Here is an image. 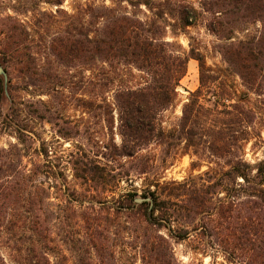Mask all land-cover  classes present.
I'll use <instances>...</instances> for the list:
<instances>
[{
  "label": "trees",
  "instance_id": "trees-1",
  "mask_svg": "<svg viewBox=\"0 0 264 264\" xmlns=\"http://www.w3.org/2000/svg\"><path fill=\"white\" fill-rule=\"evenodd\" d=\"M63 1H40L57 7L55 14H45L47 19L60 14L71 17L58 9ZM1 5L0 56L18 62L36 58L30 51L29 29L17 17L21 13L14 10L17 16H11ZM200 8L209 16L205 28L219 41L217 53L245 88L243 98L220 88L211 94L212 106H206L203 101L210 100L204 94L210 97L216 78L207 74L212 69L205 66L202 53L193 48L184 53L178 44L158 41L150 23L104 5L86 6L83 31H65L46 40L45 54L59 65L119 66L140 73L141 81L116 89L112 104L101 99L103 122L111 134L112 107L117 112L119 144L112 137L100 144L80 138L77 126L39 102L44 109L33 115L48 122L58 138L73 143V149L51 159L49 146L41 142L37 155L42 159L19 172L20 184L35 182L30 186L33 192L29 190L24 199L22 189L11 190L21 197V204L7 202L10 189L7 181L0 183V245L9 249L11 264H117L115 251L108 248L111 226L121 232V251L133 250L141 264H179L173 245L188 239L191 232L200 247L221 253L225 264H264V158L253 163L244 159L255 113L243 102L248 93L264 96V0H202ZM197 14L192 6L179 5L182 31L194 24ZM249 24L259 25L257 35L234 39ZM190 59L198 63L199 85L188 93L176 123L165 126L163 114L177 98ZM4 82L0 77V102L11 80L7 76ZM95 102L83 100L89 115ZM15 131L23 144L20 135L26 130ZM181 143L197 163L206 160L211 166L181 181L149 179L140 191L112 194L132 174L147 175L156 167L142 150L155 144L166 164ZM125 158L132 159L129 167L120 162ZM66 171L74 183L68 181ZM76 244H81L76 250L83 252V259L75 261L67 253ZM0 264H9L1 251Z\"/></svg>",
  "mask_w": 264,
  "mask_h": 264
},
{
  "label": "rangeland",
  "instance_id": "rangeland-1",
  "mask_svg": "<svg viewBox=\"0 0 264 264\" xmlns=\"http://www.w3.org/2000/svg\"><path fill=\"white\" fill-rule=\"evenodd\" d=\"M40 1L42 0H0L1 7L5 5L4 11L11 16H17L13 13L14 10L21 13L17 17L23 20L28 27L30 51L36 54L34 55L36 58H19L21 62L15 58L0 56L1 69L9 71V74L5 73L4 83L7 82V76L11 80L8 87L6 86L0 102V183L7 181L6 185L10 189V197L6 199L7 202L13 201L16 205L22 203L21 197L17 198L11 192L12 189H22L21 194L24 199L29 190L33 192L32 185H35V182L29 181L26 184H20L19 172L23 167L32 169L34 161L42 159L37 155L42 141L49 146L51 159H54L55 156L66 155L69 150L73 149V143L58 138L48 122L41 121L33 115L35 110L44 109L39 104L40 101L46 104L50 113L60 115L77 126L80 138L96 140L98 144L100 141H108L110 137L116 144L120 142L117 112L112 107L111 134L103 122L101 99H106L109 104H112L114 91L139 83L141 81L140 73L119 66L109 67L102 63H95L91 66L77 65L69 68L57 64L53 58L45 54V43L50 36L65 31L80 29L83 31L85 29L87 21L85 9L88 5L92 7L104 5L113 8L116 12L134 15L150 23L152 36L158 41L178 44L180 51L184 53L189 48L202 53L205 66L212 69L207 74L216 78V81L211 85L213 91L208 94L210 97L207 98V95L204 94L206 99L210 100L209 102L203 101L206 106H212L214 96L211 97V94H213L212 92L219 93L220 88L232 92L238 98L244 96L245 88L241 85V81L226 69L215 49L219 41L205 28L209 16L200 8L202 0H136L137 3H130L129 0H64L58 9H62L71 17L68 18L60 14L55 15L52 20L47 19L45 14H55L57 7ZM144 2L147 5H144ZM179 5H190L198 13L194 24L184 31L181 30V23L178 19ZM258 30V24L246 25L234 34V39L251 38L257 35ZM0 77L3 76L0 75ZM198 85V63L194 59H190L187 63V72L177 88V98L173 106L163 114L165 126L176 123L181 114L182 105L187 101L188 93L194 91ZM83 100H96L92 108V115H89L84 109ZM243 102L255 113L254 123L250 127L251 138L244 148V159L253 163L264 158V96L248 93ZM98 105L101 106L100 109L97 108ZM17 127L26 130L23 132V136L20 135L23 144L17 140L19 135L15 131ZM141 154L146 159L151 158L156 167L147 175L138 176L131 173L130 181L128 183L121 182L112 193L113 195L125 190L140 191L149 179L159 178L160 182L181 181L190 175L196 176L211 166L206 160L197 163V160L184 148L183 143L178 146L174 158H169L166 164L161 162L159 147L155 144L142 150ZM120 162L129 167L132 159L125 158ZM192 163H196V165L192 166ZM65 175L70 183H74L70 171H66ZM112 194L111 196H113ZM50 196L51 201L54 202L52 199L54 195ZM98 206L105 208L108 205L99 204ZM55 210L54 207L52 217L55 215ZM68 215L70 213H67ZM118 230V227L111 226L108 240V248L115 251L117 264H128L126 261L131 259L135 261L134 264H141L139 255L133 250L125 248L129 253L121 251L124 244L118 238V233H121ZM79 247L81 244H76L75 252L70 250L67 253L75 261L79 258L83 259V252L80 249L76 250ZM173 248L179 264H225L221 253L210 247L205 249L200 247L196 234L193 232L190 233L188 239L174 243ZM0 251L6 261L11 264L8 259L10 258L9 249L2 243Z\"/></svg>",
  "mask_w": 264,
  "mask_h": 264
},
{
  "label": "water",
  "instance_id": "water-1",
  "mask_svg": "<svg viewBox=\"0 0 264 264\" xmlns=\"http://www.w3.org/2000/svg\"><path fill=\"white\" fill-rule=\"evenodd\" d=\"M0 75H2L5 78V73L0 67ZM142 199H136V202H140Z\"/></svg>",
  "mask_w": 264,
  "mask_h": 264
}]
</instances>
